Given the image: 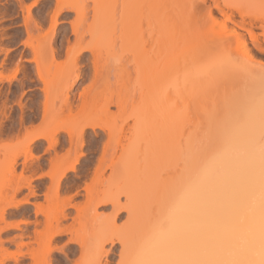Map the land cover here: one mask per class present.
Wrapping results in <instances>:
<instances>
[{
    "label": "bare ground",
    "instance_id": "6f19581e",
    "mask_svg": "<svg viewBox=\"0 0 264 264\" xmlns=\"http://www.w3.org/2000/svg\"><path fill=\"white\" fill-rule=\"evenodd\" d=\"M236 1L0 0L2 20L20 17L10 34L0 22V233L22 220L33 225L5 236L18 238L13 253L0 234V264H91L107 253L102 242L91 245V231L72 234L61 223L69 210L81 211V191L90 222L103 205L109 220L125 213L127 231L107 239L119 244L123 264H264V144L256 135L264 131V82L253 98L237 94L245 97L241 119L224 144H195L187 127L188 96L201 86L186 60L200 49L205 15L216 24L215 10L230 21L237 11L246 33L235 40L248 36L264 52L257 24ZM84 144L102 147L92 171L77 166ZM106 169L123 203L111 192L91 194V174ZM33 179L46 181L45 199L65 188L58 208L38 201ZM42 225V252H28Z\"/></svg>",
    "mask_w": 264,
    "mask_h": 264
},
{
    "label": "rangeland",
    "instance_id": "374dc122",
    "mask_svg": "<svg viewBox=\"0 0 264 264\" xmlns=\"http://www.w3.org/2000/svg\"><path fill=\"white\" fill-rule=\"evenodd\" d=\"M236 2L244 3L242 16L245 21H252L257 24L258 27L256 26L253 30L256 34L258 43L264 48V0H238ZM28 3L30 2L28 1ZM214 14L217 23L212 24L209 21V16L205 15L207 31L203 37L200 49H190L186 60L189 68L190 80L192 83L196 82L201 86V88H199L201 89L200 92H191L188 96L187 127L190 135L195 139V144H203L205 147L225 143L232 128L231 123L241 119L238 109L243 105L245 97L242 96V98L241 95H238V97L237 94L245 93L249 99L251 97L253 98L258 85L264 82V52L259 49L256 50V47L248 36H245V44L239 43L235 40L236 36L240 33H246V28L236 22L240 19L239 13H237V11L233 12L236 21L225 20L224 15L220 10H215ZM254 15L261 18L256 20L253 17ZM19 19L20 17L18 16L16 18L15 16L11 17V21H6L4 18L2 20L0 18V22L5 25V27H8L6 31L10 34L11 32H14L13 28H16L18 31L20 30V27H18V23L20 22ZM15 25L16 27H14ZM45 31L46 30H44L42 34L45 33ZM189 39L191 40V43L194 40L191 33ZM15 40L16 45L13 49L20 48L18 36ZM2 56L3 52H0V59ZM9 56H12V54L10 53ZM129 56L131 57V55ZM56 61L62 62V58L57 59ZM259 75L261 76L258 81L257 76ZM256 135L258 136L259 143L264 144V131H259ZM10 145L15 147L16 141H11ZM89 149L88 144H84L81 150L82 155H80L77 166L81 169L90 168L92 171V168L100 157L102 147L100 145L96 151H91V149ZM111 152L112 150L109 149L106 157H108ZM74 155L75 154H72L71 158ZM63 157H65V155ZM109 172L110 170L106 169L104 174L98 178H93L91 174V194L96 191H104L105 193L111 192L115 195H119L120 202L123 203L125 198L122 189L120 188V184L114 178L109 176ZM71 174L72 173L69 175ZM69 180H71V178H69ZM45 182L44 179H39L38 181H36V179L34 181L33 179L32 185H39V188L37 187L35 189V193L39 194V197L37 194L38 201H40L47 210L53 211L60 206L61 200L66 195V191L65 188H63L57 199L52 196L45 199L43 195L40 196V194H42V186ZM71 182L72 180L68 183L66 182L65 186H68ZM85 182L90 183V180L86 178ZM81 192L82 196L77 197L75 200L79 202V210L81 211H78L77 214L75 210H69V216L65 219H61L63 227H66L72 234L76 235L89 233L91 231V245L93 246L102 242L104 249L106 251L109 249L107 253H103L99 256L97 262L93 261V257H91V264H123L118 255L119 244L110 247L107 239L109 237L124 234L125 231H127L124 224L125 213H120L114 221L109 220L105 217H110V205H103L97 208L100 217L93 219L91 216L90 222L84 211L86 210L84 207V191ZM27 193L28 191L23 188L21 195L23 196ZM28 198L30 201H33L35 197L29 195ZM27 206V209L29 210L32 208L30 205ZM39 218L43 220L42 216ZM30 219H32V215ZM26 222V220L25 223L23 220L19 221L17 229H9L8 231L0 233L2 240L4 238L3 245L8 253H13L15 251L16 247L14 246V243L18 241V238L15 239L14 243L13 241L5 242V238L31 230L33 228L32 223L27 222V224ZM38 229L41 231V239L39 238L38 240L29 242L26 245L28 252L34 250L36 252L38 251L37 253H40L43 250L42 242L45 240L48 229L44 225L40 226ZM65 236L66 234H63L61 237L57 238L56 242L60 243L62 240H65ZM26 248L24 247V249ZM24 255L25 257L28 256V254ZM24 260L26 261V258ZM76 263L89 264L87 259L78 260ZM50 264H68V262L63 258L62 261H59L58 263L51 261Z\"/></svg>",
    "mask_w": 264,
    "mask_h": 264
}]
</instances>
